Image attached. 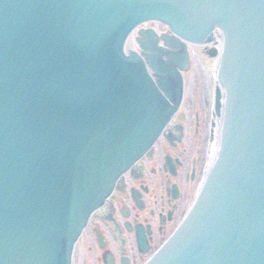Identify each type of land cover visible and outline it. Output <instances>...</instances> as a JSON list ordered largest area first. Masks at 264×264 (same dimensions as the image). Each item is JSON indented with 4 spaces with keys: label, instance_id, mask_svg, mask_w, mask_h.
<instances>
[{
    "label": "water",
    "instance_id": "obj_1",
    "mask_svg": "<svg viewBox=\"0 0 264 264\" xmlns=\"http://www.w3.org/2000/svg\"><path fill=\"white\" fill-rule=\"evenodd\" d=\"M162 15L191 16L201 21L197 32L214 22L226 27L225 69L238 82L228 116L252 119L255 129L237 119L241 135L224 191L216 190L192 235L159 264H264V0H0V264L18 256L21 264L69 259L96 205L70 212L81 182L99 187L101 176L123 170L130 160L115 157L126 153L127 135L118 133L138 104L158 103L143 97L152 86L138 79L122 41L133 25ZM153 52L165 79L172 68L160 49ZM162 90L179 100L174 82ZM134 124L130 141L138 136ZM57 243L66 244L65 259Z\"/></svg>",
    "mask_w": 264,
    "mask_h": 264
},
{
    "label": "rangeland",
    "instance_id": "obj_2",
    "mask_svg": "<svg viewBox=\"0 0 264 264\" xmlns=\"http://www.w3.org/2000/svg\"><path fill=\"white\" fill-rule=\"evenodd\" d=\"M153 26L156 28L157 26H162V24L155 23ZM214 66L215 64H212L210 58L207 57L203 52H191L190 60L188 62V68L186 72L183 73L186 85V90L183 98V106L188 110L189 119L187 123H190V126L187 125V129L190 134L189 136L187 135V138L185 139V149L188 150L189 145L191 149H197L198 151L202 152V154H207V130L206 133L205 128L201 132L199 131L196 136L197 141H195L194 135H196V131L193 116L196 113H200L206 118V121L208 123V114L210 111V103L208 104L209 90L212 89ZM191 116L192 121L190 120ZM184 187L187 191L190 187V182H187ZM87 254L88 253H86V261L89 262L94 260L93 254L90 253L88 254V256Z\"/></svg>",
    "mask_w": 264,
    "mask_h": 264
},
{
    "label": "flooded vegetation",
    "instance_id": "obj_3",
    "mask_svg": "<svg viewBox=\"0 0 264 264\" xmlns=\"http://www.w3.org/2000/svg\"><path fill=\"white\" fill-rule=\"evenodd\" d=\"M181 156H182L183 159H185V157L183 156V154H181ZM191 163L192 164H187L186 165L185 178H184L185 180H188V178H189L188 177V172H187L188 169L190 167H193V170L195 171V169L198 167V164L200 163V160H196V157H195L192 160ZM196 163H197V167H196ZM157 182L161 186L164 185V182L162 180L161 181H157ZM192 188H193V184H192ZM192 188H191V190H192ZM166 196L168 197L166 203L169 205V207H171L173 205V203H172V200L169 198L168 191L166 192ZM184 197H185V194H182V196H181L182 200L180 202H178L177 204H174L173 210H172V212L174 213V215L181 210V208H182V206L184 204V201H185L183 199ZM158 201H159V199L157 198V194L155 192H153L151 195H149L148 198L146 197V199H144L145 205H147V206H148V202H149V204H152L153 205V204H156ZM130 210H131V214H134L135 211H136V208L133 206V207L130 208ZM120 212H121V214H120ZM121 215H122V210L119 211V216H121ZM128 219H129L130 222H133L134 220H137L138 217L136 215H130L128 217ZM123 222H124V220L121 221V225L112 226L111 235H112V237H115V238H124V237H126L125 239L127 240V242L125 243V241L123 240L122 241L123 245H128V247H132L133 248V241L131 239L132 238V233L131 232H128L124 228ZM141 222H143L144 224H149V226L151 228V231H152L151 241L153 240V238L155 239V237L153 236V231H155L156 230V227H157L156 218H155V211H153L152 209L149 210V214L141 217ZM112 223L113 224H116L114 221H112ZM94 225L95 226L96 225H101V223L98 221V222H95ZM165 225L166 224L164 222V224L162 226H160V228H164ZM98 259H100V258L98 257Z\"/></svg>",
    "mask_w": 264,
    "mask_h": 264
},
{
    "label": "bare ground",
    "instance_id": "obj_4",
    "mask_svg": "<svg viewBox=\"0 0 264 264\" xmlns=\"http://www.w3.org/2000/svg\"><path fill=\"white\" fill-rule=\"evenodd\" d=\"M213 42V37H212V40ZM217 43H218V48L220 49V37L217 36ZM204 45L208 44L207 42H204L203 43ZM216 59L218 60V57H216ZM221 117V116H220ZM215 119V125H214V134L212 136L213 140L211 142V149H210V156L211 157V160L214 158L215 154H216V150H217V146H218V141H219V124H220V120H219V117L217 118H214Z\"/></svg>",
    "mask_w": 264,
    "mask_h": 264
}]
</instances>
